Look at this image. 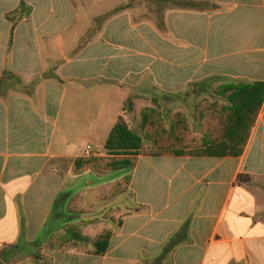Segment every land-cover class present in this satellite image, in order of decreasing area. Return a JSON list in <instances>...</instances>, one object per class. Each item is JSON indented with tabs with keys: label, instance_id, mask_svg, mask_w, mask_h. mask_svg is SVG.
<instances>
[{
	"label": "crops",
	"instance_id": "0c3cea01",
	"mask_svg": "<svg viewBox=\"0 0 264 264\" xmlns=\"http://www.w3.org/2000/svg\"><path fill=\"white\" fill-rule=\"evenodd\" d=\"M88 1L0 0V264H264V102L239 157L74 169L89 140L108 156L119 121L169 111L161 97L233 112L229 87L264 83V0ZM77 195V214L58 216Z\"/></svg>",
	"mask_w": 264,
	"mask_h": 264
},
{
	"label": "trees",
	"instance_id": "16d2710c",
	"mask_svg": "<svg viewBox=\"0 0 264 264\" xmlns=\"http://www.w3.org/2000/svg\"><path fill=\"white\" fill-rule=\"evenodd\" d=\"M24 3L19 9V19L29 15ZM10 16H13L11 14ZM2 81H0L1 84ZM221 87L215 92L220 94ZM228 99L233 103L234 111L224 112V106L218 100L204 98L197 105L199 123L204 130L199 136L196 130L190 128L187 115L182 111H173L167 120L156 110L141 116L139 125L145 134L150 146L142 143V138L130 130L123 121H119L106 144L109 152L106 157L80 158L75 162L77 172L92 170L99 175L110 172L135 169L139 156H195V157H239L247 145L251 129L253 128L260 109L264 102V83L246 88L238 93V87L228 88ZM245 95V96H244ZM216 98V97H215ZM214 98V99H215ZM241 100V105H239ZM211 104V106H210ZM241 107L239 110L237 108ZM228 135V136H227ZM130 184V178L125 177L107 188L109 196H118L124 193ZM81 199L75 196L63 209L59 208L58 216H73L77 214L75 206ZM66 197L60 196L55 203V212L58 203H65ZM83 210L80 208V211ZM186 229V227H185ZM111 238V232H103L93 241V253H106ZM180 242L172 239L169 247Z\"/></svg>",
	"mask_w": 264,
	"mask_h": 264
},
{
	"label": "rangeland",
	"instance_id": "374dc122",
	"mask_svg": "<svg viewBox=\"0 0 264 264\" xmlns=\"http://www.w3.org/2000/svg\"><path fill=\"white\" fill-rule=\"evenodd\" d=\"M91 2V0H89L88 1V3H90ZM204 98H206V97H204V95L203 96H200L199 98H195L194 96L193 97H189V98H182V100L181 101H178V102H175V101H173V98H169V99H166V98H164V97H161V104L162 105H164L165 106V110L167 111V110H169V111H167V112H161V116H163L166 120H167V124H169V120H168V118H169V116H170V113L171 112H173V109H175V106H178V107H180L181 108V110L180 111H182L183 113H185V115H187V118H188V120H189V126H190V128H191V130H192V128L193 129H195L196 130V133L198 134V131H197V129H196V125H195V121H196V119H193V120H191L192 119V117H190L189 116V114L187 113V110H186V108L187 107H189V105H193V106H196L201 100H203ZM152 99V98H151ZM152 104H154V103H152ZM176 104V105H175ZM157 105L158 104H154V106L157 108ZM156 108H153V109H150V111L151 110H156V111H159L158 109H156ZM149 111V112H150ZM161 111V110H160ZM176 111H178V110H176ZM146 114V112L144 113V114H140V115H138L139 117L142 115H145ZM129 115L127 114V117H128ZM195 116V115H194ZM196 117V116H195ZM141 118V117H140ZM140 118H137V119H134V120H128V121H123L125 124H126V126L130 129V130H132L133 132H135L136 134H138L139 135V137H141L142 138V143L144 144V145H146V146H150V141L149 140H147V138L145 137V134L143 133V131H142V129H141V127H140V125H139V122H140ZM139 120V121H138ZM131 125H130V124ZM199 135V134H198ZM199 136H201V135H199ZM89 142H91V145L94 147V146H100V147H102L101 146V144H96L94 141H92V140H89ZM80 149H81V147H80ZM101 149H103L104 150V148H101ZM105 151V150H104ZM104 153V152H103ZM106 153L107 154H109V152L108 151H106ZM144 157H146L145 159H143V160H141L140 161V165H139V174H140V176L141 175H143L144 173H147V174H152L153 172H155L156 170H161V157H157V156H144ZM148 157H153V158H148ZM138 162H139V159H138ZM137 165H138V163H137ZM160 180H161V178H160ZM151 181L153 182V181H155L154 179H151ZM141 183V181L139 182V184ZM154 184H157V186L158 185H160L159 184V182H157V183H154ZM124 199H129L128 197H124L122 200L124 201ZM101 206L100 205H98V208H100ZM107 215H109V213H107Z\"/></svg>",
	"mask_w": 264,
	"mask_h": 264
},
{
	"label": "built area",
	"instance_id": "2783aa9c",
	"mask_svg": "<svg viewBox=\"0 0 264 264\" xmlns=\"http://www.w3.org/2000/svg\"><path fill=\"white\" fill-rule=\"evenodd\" d=\"M94 157H104L101 155V152L96 150L93 146H87L84 152V158H94Z\"/></svg>",
	"mask_w": 264,
	"mask_h": 264
}]
</instances>
